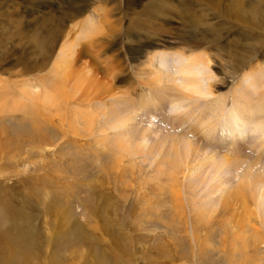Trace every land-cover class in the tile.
Returning <instances> with one entry per match:
<instances>
[{"label":"rangeland","instance_id":"1","mask_svg":"<svg viewBox=\"0 0 264 264\" xmlns=\"http://www.w3.org/2000/svg\"><path fill=\"white\" fill-rule=\"evenodd\" d=\"M131 1L0 0V264H264V0Z\"/></svg>","mask_w":264,"mask_h":264},{"label":"bare ground","instance_id":"2","mask_svg":"<svg viewBox=\"0 0 264 264\" xmlns=\"http://www.w3.org/2000/svg\"><path fill=\"white\" fill-rule=\"evenodd\" d=\"M213 1L218 2L220 5L219 0H213ZM259 1L260 0H255V3L259 2ZM131 2H136V0H132ZM138 2H139V0H137L136 3H138ZM238 2H239V0H233V5L238 3ZM193 5L195 7L194 11L197 14H200L203 11L202 10L203 7H209L205 3V0H193ZM105 9L106 8L104 7V10ZM171 10H175V9L172 7H169V8L164 9L163 12L165 11V13L167 14ZM187 10H190V8ZM251 10L252 9L250 8V10L246 13L251 12ZM86 11H87V5L82 4L79 6L77 15L81 16ZM154 11L150 13L146 10L145 13L142 14V17L147 21H149L151 19H153V20L159 19L158 17L153 16L155 13ZM187 13H188V15H187ZM184 14H185V18H188V16L190 15V17L193 20L196 19V17H197L196 15H194L193 16L194 18H193L190 11L184 12ZM192 19H188V22L191 26L193 25ZM103 23L106 26H108L109 29L114 27L113 26L114 23L110 22L106 13H105V17L103 18ZM50 30H51V32H49V33L46 32V35H51L49 44L54 45L55 41L59 37V35H57L55 33L54 27L51 28ZM47 31H48V29H47ZM112 33H114V32H112ZM95 34L98 35L99 32H96ZM146 34L149 36V35H153L154 33H151L150 31H148V32H146ZM86 40H87L86 44H87L88 48H91L93 50L95 47H97L101 43L102 39L94 40L92 37H88ZM229 50L232 51V47H230ZM98 53H99V51H97L95 53V55ZM208 54L206 52H204L203 49L200 48V46H197L196 48L194 47V52L191 56L183 57L180 61H177L171 65H169L165 62V60H164L165 58H162V61L159 64H160L161 68H165V70H166V72L163 73V79H166V80L172 79L171 81L174 82L175 78H173V77L176 75L179 76L180 80L177 82V85H174V84L173 85L175 86L176 92H178L179 94H181V96H183L185 98H192L193 96H195V98H198L201 96L211 95V93L209 92L208 86L207 85L203 86L204 79H206V81H208L209 79H212L211 74L209 75L208 69H209L210 63L211 62L214 63V61L211 58V56ZM229 63H231V61H229ZM262 75H264V73H262ZM248 83H249V85L247 87H251V88L257 87V85H258V84H254L252 81H248ZM242 88L244 90L246 88V86H243ZM249 91L247 92L246 97H248ZM253 94H254V91H253L252 95ZM252 95H251V97H253ZM184 114L187 117V114L186 113H184ZM247 126H248V120L244 119V118H239L237 111H234V112H231L228 114L226 122L220 128V132L222 133V131L223 132L227 131V136L231 137V131H238L239 130V132L237 134H234V138H236L238 136L241 140H243L244 139V132L248 129ZM238 127H239V129H237ZM30 129H32V128H30ZM39 129H40V127L33 128V130H39ZM235 129H237V130H235ZM248 130L251 131L250 129H248ZM41 132L42 131H40L38 133L34 132V136H28V137L30 138V140L37 139L39 141H41V140L44 141V138L42 137ZM263 137H264V135H262V138ZM232 162L233 161H225L223 163V165H230Z\"/></svg>","mask_w":264,"mask_h":264}]
</instances>
